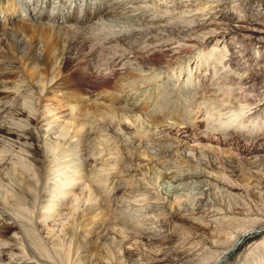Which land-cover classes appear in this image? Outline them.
Listing matches in <instances>:
<instances>
[{
	"label": "rangeland",
	"instance_id": "rangeland-1",
	"mask_svg": "<svg viewBox=\"0 0 264 264\" xmlns=\"http://www.w3.org/2000/svg\"><path fill=\"white\" fill-rule=\"evenodd\" d=\"M66 1L90 21H52L46 0L29 1L33 23L15 0V23L16 10L0 17V264H264V6L175 20L188 8L169 0ZM124 11L160 24L134 40L151 62L88 48L67 70L109 63V95L88 84L70 97L62 72L28 55L42 54L37 23L106 27Z\"/></svg>",
	"mask_w": 264,
	"mask_h": 264
},
{
	"label": "bare ground",
	"instance_id": "bare-ground-1",
	"mask_svg": "<svg viewBox=\"0 0 264 264\" xmlns=\"http://www.w3.org/2000/svg\"><path fill=\"white\" fill-rule=\"evenodd\" d=\"M13 1L14 0H12V2ZM29 1L30 0H15V3L19 5L18 7L23 8V14L30 15V13H27L28 9L31 10ZM33 1L38 2V0H33ZM46 1L51 2L50 0H46ZM51 3H53L54 7L51 8L52 11L51 13H49V15H47L48 12L44 11V9L43 10L41 9L40 13L42 14V16L47 15V17L50 18V20L52 21H59L62 23L63 21H65L66 23L68 21H71V22L73 21L74 23L72 25L82 22L84 17H85L83 21L84 25L85 23L90 21V20H87L88 16L86 14L83 18H81L76 15L72 16L68 13L67 14L63 13L62 7L66 5L67 3L66 0H59V2L57 3L55 2H51ZM228 3H235V4L256 3L258 5L264 6V0H181L180 2H178L177 0H169L165 4H163V6L168 7L167 5L169 4L174 7H178L181 4L188 8L187 10H185L184 12H180L179 14L173 13L172 16L170 15V17L176 20L180 17L187 16L186 14L190 15L193 12H198L199 15L210 14L211 13L209 12L210 10L218 13L219 11H221V8L225 7V5H227ZM198 5H201V6H198ZM195 6H198V7H196L193 10H190V7H195ZM26 7H28V9H26ZM0 10H3V7H0ZM151 11H153V8L151 9ZM8 12L9 10H6L4 12L2 11V13H5V14H7ZM164 12L167 13V11H164ZM138 14L140 15V18L147 15L146 12L144 11H141ZM194 14H197V13H194ZM119 15H120V17H118L119 19H111L109 21L110 22L109 25H107L106 27L103 26L104 23L106 24L105 22L106 20L102 21L104 22L103 24H98L96 26L92 25V26H89V28L87 27L84 29L80 28V26L73 27L71 25V26L66 27L63 25H58V23L56 25L54 24L56 22H52V25L50 26L49 25L42 26L37 23L34 26L36 27V29L42 31L44 35L42 54L40 55L37 52H35V50L34 51L30 50L28 55H30V59L33 60L34 62H45L48 68L52 67L53 69L58 70L59 72L61 71L62 72L61 80L60 79H57V81L52 80V82L54 81V84L56 83L55 88H59L60 90L66 89V88L68 89L73 88L74 90H76L71 94L70 97H74V96L76 97L79 95L83 96L84 94L90 93L87 90L88 84L91 89L93 90L101 89L103 94L104 92H106L105 94L109 95L113 91H115L113 80L118 76V72H116V70H111V68L107 65L109 63L105 64L106 66L103 68L99 66L100 68L96 70L93 69V67H91L90 64L85 65L83 69L81 70L75 69L70 72H67V70H68L69 65L76 66L80 64L81 55L82 53H84L83 51L88 48H89V52H92L93 54L98 53V52L100 53L101 51L104 54L107 53L108 56L107 55L105 56H107V58L110 61L112 58L114 59V57L119 54L123 55V53L118 51V48L125 47L127 48L128 51L131 52V54L133 53L132 60H135L138 63V65L151 62V60L153 59V56H148V57L138 56L139 53L138 51H136L134 47H136L138 50L140 49V45L138 41L134 42V40H136V38L138 37H143V36L150 37L152 35V36L157 37V35L153 34L152 31H156L158 28L160 29V24L156 23V21L155 22L153 21L151 25L147 27L145 26L137 27L138 24L136 22L131 24L130 22L123 21L121 19L127 16L135 17L136 16L135 14H128L127 11H124V12H120ZM164 16L165 15L163 13L156 11L153 16V19L155 18V20L157 19L160 20ZM196 17H197L196 18L197 20L199 16H196ZM9 20H11V18H9ZM196 20L193 22H196ZM48 29H50L53 34L49 33ZM7 35L12 38V42L14 43L15 47L22 50V56L25 59V54H27L26 51L29 48H27V44L24 41V39H22V37L18 36L17 33L15 34L14 32H8ZM61 43H64V48L62 49L63 51L60 49ZM89 44H91V46ZM57 51L59 53L56 55ZM84 71L91 72L90 76L89 75H79L80 73ZM122 74L123 76H127V74L125 75L124 73ZM127 78L132 80V77L130 76H127ZM46 93H49L48 88L46 89ZM220 121L223 122L222 119H220ZM168 194L169 193H167V195ZM245 231L241 233V235H244V233H246ZM238 237L233 238L234 240H236V241H232L234 242V244L241 240L240 234L238 235ZM227 249L224 251V254H226L225 252L227 251Z\"/></svg>",
	"mask_w": 264,
	"mask_h": 264
}]
</instances>
